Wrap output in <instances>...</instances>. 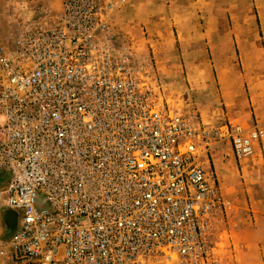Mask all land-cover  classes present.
Returning a JSON list of instances; mask_svg holds the SVG:
<instances>
[{"label":"built area","instance_id":"2783aa9c","mask_svg":"<svg viewBox=\"0 0 264 264\" xmlns=\"http://www.w3.org/2000/svg\"><path fill=\"white\" fill-rule=\"evenodd\" d=\"M104 3V4H102ZM113 1L68 0L0 45V216L12 264H212L215 132L170 107L113 34ZM238 158L264 131H228ZM264 149V144H263Z\"/></svg>","mask_w":264,"mask_h":264},{"label":"rangeland","instance_id":"374dc122","mask_svg":"<svg viewBox=\"0 0 264 264\" xmlns=\"http://www.w3.org/2000/svg\"><path fill=\"white\" fill-rule=\"evenodd\" d=\"M67 1L58 14L46 17L58 16ZM103 1H113L112 32L119 36L120 50L131 55L142 80L157 85L156 91L174 110L196 117L215 132L202 157L223 202L213 229L212 264H264V139L255 143L251 156L240 159L227 133L237 127L264 131L255 122L235 121L240 111L233 108L234 98L227 96L234 74L239 76V95L248 96L250 104L249 90L254 92L264 83V0ZM37 5L0 0V6H6L0 9V45H11L24 30L36 26L31 24L34 12L48 14L49 8ZM7 6L27 8L22 14L23 10ZM16 230L17 217L4 210L0 252ZM0 264L12 263L0 255ZM148 264L180 262L175 256H159Z\"/></svg>","mask_w":264,"mask_h":264},{"label":"crops","instance_id":"0c3cea01","mask_svg":"<svg viewBox=\"0 0 264 264\" xmlns=\"http://www.w3.org/2000/svg\"><path fill=\"white\" fill-rule=\"evenodd\" d=\"M18 1H20L21 3L23 2L24 4L25 2H31V3L33 2L35 4H38L37 6H35V8L38 9L42 7L39 5H44L45 7L49 8V9L45 8L48 13L47 15L45 14L43 15V13L37 11L34 12L33 15L36 16L34 17L33 19L34 21H32L31 24H36V23L45 24L46 22H49L51 18H47L46 16L51 17L58 14V12L61 10L62 7L61 5L63 3V0H18ZM0 7L2 11L6 8V6H0ZM7 7L11 9H21L23 10L22 14H24L25 12L24 7L27 8V6H7ZM244 77H245V82H247V85L249 86V89H251L250 87L251 83L248 82L250 79L248 77L246 78V75H244ZM238 79L239 76H237L236 74L229 77V83L231 84V87L232 85H234V87L233 88L230 87L227 93L229 99L234 98L235 100L233 105L234 110L238 109L240 111V115L235 116L234 120L238 121L241 125H248L250 124V122H255L257 125L264 126V83L259 85L258 90H255L254 92H252V90H249L248 95L251 96V104H250L248 96L244 98V96L239 95L241 89L239 88L238 85Z\"/></svg>","mask_w":264,"mask_h":264},{"label":"bare ground","instance_id":"6f19581e","mask_svg":"<svg viewBox=\"0 0 264 264\" xmlns=\"http://www.w3.org/2000/svg\"><path fill=\"white\" fill-rule=\"evenodd\" d=\"M220 57V56H219ZM219 170H220V172L222 171V173H224V171H223V169L221 168V167H219ZM9 213L12 215V214H14L13 212H11V211H9ZM15 215V214H14ZM9 216V215H8ZM0 255H1V253H0ZM1 257H2V255H1ZM3 258V257H2Z\"/></svg>","mask_w":264,"mask_h":264}]
</instances>
